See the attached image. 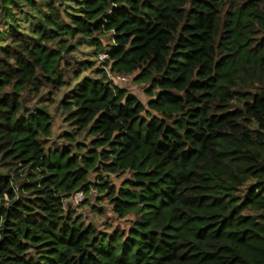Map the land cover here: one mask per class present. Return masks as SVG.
<instances>
[{
  "label": "trees",
  "instance_id": "1",
  "mask_svg": "<svg viewBox=\"0 0 264 264\" xmlns=\"http://www.w3.org/2000/svg\"><path fill=\"white\" fill-rule=\"evenodd\" d=\"M0 264H264V0H0Z\"/></svg>",
  "mask_w": 264,
  "mask_h": 264
},
{
  "label": "rangeland",
  "instance_id": "2",
  "mask_svg": "<svg viewBox=\"0 0 264 264\" xmlns=\"http://www.w3.org/2000/svg\"><path fill=\"white\" fill-rule=\"evenodd\" d=\"M115 79L119 81L120 85H122L123 88L127 89L128 91L136 94L137 98L141 101L145 102L147 97L144 94V91L142 87L134 84L131 79H121L117 76H115ZM116 181V180H115ZM76 197H78L79 201L76 202ZM73 195L69 200L66 202V206H70L76 213V215H79L85 223H93L95 225H99V221L105 220V215L109 217L110 222L115 223L117 220L115 217L111 214L108 205L105 203V201L98 200L99 194L96 189H92L88 191L87 195H79L76 196ZM96 207H102L105 211L104 213H98L96 210L91 208V206Z\"/></svg>",
  "mask_w": 264,
  "mask_h": 264
},
{
  "label": "built area",
  "instance_id": "3",
  "mask_svg": "<svg viewBox=\"0 0 264 264\" xmlns=\"http://www.w3.org/2000/svg\"><path fill=\"white\" fill-rule=\"evenodd\" d=\"M105 57V55L104 54H99V58H104ZM119 78H121V79H126V76H123V75H119L118 76ZM83 195V193L81 192V191H78V192H76L74 195H75V197L76 196H79V195ZM79 201V199H78V197H76V202H78Z\"/></svg>",
  "mask_w": 264,
  "mask_h": 264
}]
</instances>
